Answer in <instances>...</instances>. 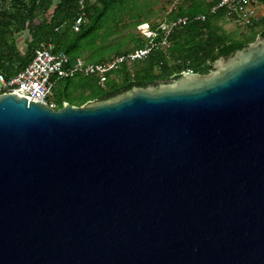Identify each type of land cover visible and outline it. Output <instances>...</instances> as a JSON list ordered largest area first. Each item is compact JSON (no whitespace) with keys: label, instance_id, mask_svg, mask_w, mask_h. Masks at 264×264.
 Here are the masks:
<instances>
[{"label":"water","instance_id":"1","mask_svg":"<svg viewBox=\"0 0 264 264\" xmlns=\"http://www.w3.org/2000/svg\"><path fill=\"white\" fill-rule=\"evenodd\" d=\"M0 264H264V36L80 106L1 93Z\"/></svg>","mask_w":264,"mask_h":264},{"label":"trees","instance_id":"2","mask_svg":"<svg viewBox=\"0 0 264 264\" xmlns=\"http://www.w3.org/2000/svg\"><path fill=\"white\" fill-rule=\"evenodd\" d=\"M81 1L84 3L85 21L79 31L73 29L74 20L81 13ZM130 0H1L0 6V72L7 76L16 75L32 60L34 52L42 45L52 44L55 51H65L72 58L81 57L79 45L97 28H102L110 19H122L125 14L137 17L133 26L145 23L141 18L140 9L136 13L127 10ZM172 0H168V4ZM178 4L169 10L166 18L154 29L159 30L154 38L157 43L149 55L136 64V70L131 73L125 66L120 70H113L108 77L106 86L95 83L100 92H93L91 96L85 93L88 83L74 82L76 90L82 89V96L73 95L70 84L60 83L55 88L57 108L64 102L73 105H83L89 100H102L113 97L121 91L133 87H147L155 80L177 78L182 72L191 69L193 72L208 73L213 63L221 56L229 55L247 46L258 35L264 36V16L249 26L251 31H242L239 38L234 31H228L224 25L228 18L223 11L210 12L207 0H185L187 5ZM99 2V3H98ZM134 3V2H133ZM134 7H138L133 4ZM53 7L50 15L46 13ZM206 15L204 20H197L196 16ZM187 16L185 25L176 26L169 34V44H161L163 31L157 29L161 23L171 22L178 17ZM108 17L107 21H103ZM239 28V27H237ZM27 30L26 50L23 52L17 45L15 34ZM97 32V31H96ZM239 33V32H238ZM142 36V35H141ZM99 33L92 35V43L97 46ZM104 37L103 40H105ZM145 37L133 36L134 49L145 47L148 40ZM114 45V44H109ZM88 48V47H86ZM133 49V50H134ZM90 50V49H89ZM115 51L118 55L126 54L130 50L121 51V47L103 53L97 61L102 62L105 55ZM117 56V55H116ZM114 75V76H113ZM86 77V76H85ZM70 79V78H67ZM81 91V92H82Z\"/></svg>","mask_w":264,"mask_h":264},{"label":"built area","instance_id":"3","mask_svg":"<svg viewBox=\"0 0 264 264\" xmlns=\"http://www.w3.org/2000/svg\"><path fill=\"white\" fill-rule=\"evenodd\" d=\"M180 0H172L171 10ZM210 4V12L223 11L236 27L248 28L263 16L264 0H207ZM84 3L81 1V13L73 23V29L79 31L85 21ZM206 15L196 16L197 20H204ZM188 22L187 16H181L167 23H161L157 29L161 28L163 37L161 44H169V34L176 26L185 25ZM140 32L142 37L148 40L145 47L135 48L126 54L117 55L102 62H88L82 57L72 58L65 51H55L52 44L42 45L34 52L32 60L27 66L16 75L7 76L0 72V94L6 92H16L31 100L46 103L50 107L57 109V101L54 89L59 80L74 78L76 76H93L102 87L106 86L109 74L123 64L143 60L149 53L157 47L154 38L158 35L149 22L141 24ZM186 71H191L187 69Z\"/></svg>","mask_w":264,"mask_h":264},{"label":"rangeland","instance_id":"4","mask_svg":"<svg viewBox=\"0 0 264 264\" xmlns=\"http://www.w3.org/2000/svg\"><path fill=\"white\" fill-rule=\"evenodd\" d=\"M92 1L95 2L97 0H92ZM1 3L2 2L0 0V6L2 5ZM128 4L129 7H127V10H129L132 13H136L140 9L141 18L145 22H149L151 26H155V28L157 27V24L160 21H163V19L166 18V14L169 12V9L171 8V5L168 4V0H130ZM133 4H136L138 7H134ZM182 4L187 5V2L184 0ZM261 9L263 10L262 12L264 16V7H262ZM52 11H53V7L50 8V10L46 13V15H50ZM107 20L108 17L105 18L103 21H107ZM136 20L137 17L133 18L130 17L128 14H125V16L122 19L120 18H117L116 20L110 19L107 22V24H104L103 22L104 26H102V28L100 29L96 28L93 31V33L90 34L85 39H83V41L79 45L80 48L78 49V51L81 52V57L85 60L90 59V61H97L102 57L103 53L109 51L110 49L114 50L116 47H119V44L121 47V51L125 49H129L130 51H132L134 49V41L132 40V37L139 36L143 38L140 32L141 30L140 28H142L141 23L136 26H133V23ZM224 28L228 31H234V35L237 38L240 37L239 36L240 32L246 30L251 31L247 28H237L232 22L229 21L224 25ZM158 31L159 30H157V32ZM96 33L97 34L99 33V37L96 39V44H100L97 46H95L92 43V35ZM15 36L17 39V45L19 49L24 52L26 50V38L29 36L28 31L25 30L22 33H16ZM104 37H106L105 40H103ZM109 44H114V45L111 46ZM116 55H118V53L112 51L105 55L104 61L109 60L115 57ZM140 61H134V62H130L129 64H123L117 70H120L123 66H125L131 73H133L136 70L137 67L136 64ZM79 81H85L88 83L85 93L88 94L89 96H91L93 92L95 93L100 92L95 83V77L93 76L85 77L79 75L74 78L64 79L60 83L70 84V88L73 89L75 86L74 82H79ZM81 91L82 89L80 90L73 89L72 93L73 95L82 96L85 93ZM54 95H55V89H54Z\"/></svg>","mask_w":264,"mask_h":264}]
</instances>
